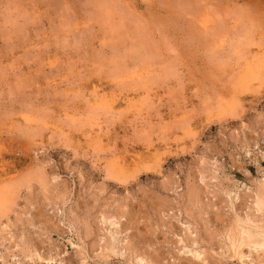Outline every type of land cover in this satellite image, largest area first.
Returning a JSON list of instances; mask_svg holds the SVG:
<instances>
[{
  "label": "rangeland",
  "instance_id": "374dc122",
  "mask_svg": "<svg viewBox=\"0 0 264 264\" xmlns=\"http://www.w3.org/2000/svg\"><path fill=\"white\" fill-rule=\"evenodd\" d=\"M262 232L264 0H0V264H264Z\"/></svg>",
  "mask_w": 264,
  "mask_h": 264
},
{
  "label": "bare ground",
  "instance_id": "6f19581e",
  "mask_svg": "<svg viewBox=\"0 0 264 264\" xmlns=\"http://www.w3.org/2000/svg\"><path fill=\"white\" fill-rule=\"evenodd\" d=\"M249 234V233H248ZM246 235V234H245ZM262 236H263V238L261 239V240H259V241H253V244H255L256 245V247L258 246L257 244H259V246H263L264 245V232H262V234H261ZM249 236L251 237V235L249 234ZM117 239H118V237H117V235L115 234V233H113L112 234V242H111V248H112V250H114L115 249V243H116V241H117ZM241 239V238H240ZM259 239V238H258ZM236 243V242H235ZM258 248V247H257ZM116 250V249H115ZM192 252V251H191ZM198 256V255H197ZM143 261V260H142Z\"/></svg>",
  "mask_w": 264,
  "mask_h": 264
}]
</instances>
